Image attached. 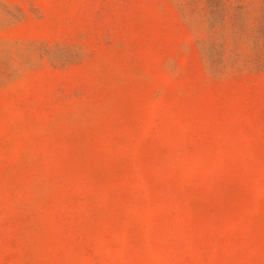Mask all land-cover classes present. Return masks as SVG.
I'll return each instance as SVG.
<instances>
[{
  "label": "rangeland",
  "instance_id": "obj_1",
  "mask_svg": "<svg viewBox=\"0 0 264 264\" xmlns=\"http://www.w3.org/2000/svg\"><path fill=\"white\" fill-rule=\"evenodd\" d=\"M0 264H264V0H0Z\"/></svg>",
  "mask_w": 264,
  "mask_h": 264
}]
</instances>
